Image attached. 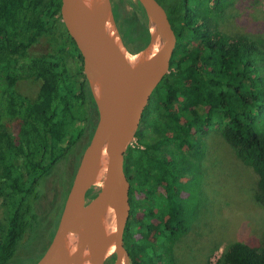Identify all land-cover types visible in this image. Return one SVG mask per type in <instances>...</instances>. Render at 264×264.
<instances>
[{"label":"trees","instance_id":"trees-1","mask_svg":"<svg viewBox=\"0 0 264 264\" xmlns=\"http://www.w3.org/2000/svg\"><path fill=\"white\" fill-rule=\"evenodd\" d=\"M162 3L176 46L169 72L143 111L136 145L128 147L124 158L130 183V213L123 234L128 264H180L175 247L188 230L185 200L179 196L184 189L181 180L191 159L198 160L197 138L210 129L221 130L236 157L253 171L255 199L264 203L262 42L219 28V18L235 0ZM60 6L61 0H0V195L7 213L0 264H20L21 243L39 222L36 204L42 180L63 159L79 157L99 121L86 79L77 84L66 64L65 43H55L44 54L28 53L41 37L52 38L61 19ZM133 8L132 20L124 19L126 43L133 45L125 47L129 54L140 52L149 42L147 27L140 21L141 15L146 17L144 10L139 3ZM136 25H141L140 32ZM66 34L73 48L67 53L81 60ZM79 69L83 76L81 64ZM20 80L40 81L35 100L16 91ZM4 118L17 120L14 133ZM30 256L34 258L26 264H37L41 255ZM219 262L264 264V245L234 242Z\"/></svg>","mask_w":264,"mask_h":264},{"label":"water","instance_id":"water-1","mask_svg":"<svg viewBox=\"0 0 264 264\" xmlns=\"http://www.w3.org/2000/svg\"><path fill=\"white\" fill-rule=\"evenodd\" d=\"M146 16L147 46L129 54L117 29L110 0H61V21L79 50L84 77L99 110L97 128L81 154L52 237L37 264H128L123 234L130 205V183L124 172V158L138 130L150 96L169 72L176 35L167 11L157 0H137ZM154 52L157 59L144 63ZM137 57L135 71L123 55ZM97 90V94H95ZM100 109H105V116ZM109 122L101 128L102 120ZM102 142L100 148L96 144ZM116 186L112 198L107 185ZM99 185L96 195L87 193ZM80 208L86 227L78 237L70 215Z\"/></svg>","mask_w":264,"mask_h":264},{"label":"rangeland","instance_id":"rangeland-1","mask_svg":"<svg viewBox=\"0 0 264 264\" xmlns=\"http://www.w3.org/2000/svg\"><path fill=\"white\" fill-rule=\"evenodd\" d=\"M159 1L163 5L162 0ZM112 3L117 6L114 11L125 35L127 22L124 19L132 20L133 5L138 2L112 0ZM140 21L146 25V17L141 15ZM218 23L227 34H242L261 41L264 54V0H235V5L226 10ZM141 29V25H136V30L140 32ZM65 35L66 30L60 21L52 38L38 39L28 50L29 55L51 51L55 43L57 45L65 40ZM128 47L133 49L130 43ZM39 87L40 81L20 80L15 83L16 91L31 101L35 100ZM3 122L9 132L16 131V119L4 118ZM197 139L200 141V154L198 160L191 159L187 174L181 180L184 189L179 193L185 200L188 230L177 243L175 255L180 264H220L224 250L234 242L264 245V203L255 199L256 178L253 171L236 157L223 139L221 130L215 127ZM131 145L135 146V139ZM82 151L74 160L63 159L42 180L36 204L39 222L32 235L21 243L19 252L22 255L18 256V263L26 264L33 257L30 255H42L47 247ZM98 188L99 185H96L88 191V200L96 195ZM142 197L136 194V198ZM6 214V203L0 195V239L6 228ZM156 234L153 232L152 235ZM113 259L112 256L106 264H111Z\"/></svg>","mask_w":264,"mask_h":264},{"label":"bare ground","instance_id":"bare-ground-1","mask_svg":"<svg viewBox=\"0 0 264 264\" xmlns=\"http://www.w3.org/2000/svg\"><path fill=\"white\" fill-rule=\"evenodd\" d=\"M137 57L138 56H132V55H127V54L123 55L125 64L132 71L136 70V67L138 64ZM156 59H157L156 54L153 52H150L144 58V63L149 64V63H152L153 61H155ZM95 94H97V90H95ZM100 110H101V114H103L105 116V109H100ZM109 125L110 124H109L108 120L106 118H104L101 122V128H108ZM102 144H103L102 142L97 143L96 148H100L102 146ZM115 192H116V186L112 183H109L107 185V197L109 199L112 198V196L115 194ZM70 223H71V227H72L74 233L76 234V236L79 237L83 233V231L86 227L84 214L80 208H77L76 210H74L72 212V214L70 215Z\"/></svg>","mask_w":264,"mask_h":264},{"label":"flooded vegetation","instance_id":"flooded-vegetation-1","mask_svg":"<svg viewBox=\"0 0 264 264\" xmlns=\"http://www.w3.org/2000/svg\"><path fill=\"white\" fill-rule=\"evenodd\" d=\"M110 2H111V7H112V12H113V16H114V20H115V23H116V26H117V29H118V31H119V34H120V36H121V39H122V41H123V44H124V46L126 47V48H129L128 47V44L126 43V40H125V35H124V33H123V30H122V26H121V23L119 22V20H118V18H117V15H116V11H114L115 10V7L117 8V6L115 5V4H113L112 3V0H110ZM60 21H61V19H60ZM60 21H58V23L60 22ZM62 22V21H61ZM58 23H57V26H58ZM62 25H63V23H62ZM63 27H64V25H63ZM65 28V27H64ZM66 30V29H65ZM67 32V31H66ZM61 43H65V47L66 48H64L65 49V52H66V55H67V58H66V64H67V66L69 67V69L71 70V72L76 76L75 77V81H76V83L77 84H79L81 81V79H85V77H84V73H83V76L82 75H79V66H80V64L82 65V70H83V63H82V57H81V60L77 57V59L76 58H73V57H71L70 56V54H68L67 53V50L68 49H73L72 48V46H71V43H70V40L68 39V37H67V34L65 35V40H63ZM68 58H69V60H68ZM69 63L72 65V67H70V65H69ZM155 90V89H154ZM152 94H153V92H152ZM152 94H151V96H152ZM151 96H150V98H151ZM149 101H150V99H149ZM149 101H148V103H149ZM148 105V104H147ZM146 108V107H145ZM145 110V109H144ZM143 115V114H142ZM141 120H142V118H141ZM140 125H141V121H140V124H139V127H140ZM139 127H138V129H139ZM141 131H142V129H141ZM143 132V131H142ZM135 139V138H134ZM135 145H136V140H135ZM132 147H135V146H132ZM138 148H139V150H143L144 149V146H142V145H140V146H138ZM83 152V151H82ZM82 154V153H81ZM168 156H170V157H172V154H170V155H168ZM80 157H81V155H80ZM79 160H80V158H79ZM89 193V192H88ZM41 257V256H40Z\"/></svg>","mask_w":264,"mask_h":264}]
</instances>
